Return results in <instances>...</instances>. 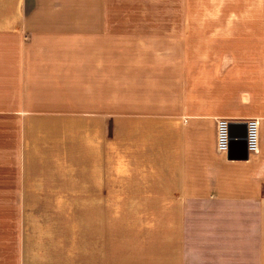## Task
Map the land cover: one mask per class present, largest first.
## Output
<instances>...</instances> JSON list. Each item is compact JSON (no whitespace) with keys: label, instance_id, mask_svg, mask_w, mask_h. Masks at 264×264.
Segmentation results:
<instances>
[{"label":"crops","instance_id":"crops-1","mask_svg":"<svg viewBox=\"0 0 264 264\" xmlns=\"http://www.w3.org/2000/svg\"><path fill=\"white\" fill-rule=\"evenodd\" d=\"M86 5L0 0V264H264V15ZM68 118L90 157L37 170Z\"/></svg>","mask_w":264,"mask_h":264},{"label":"rangeland","instance_id":"rangeland-1","mask_svg":"<svg viewBox=\"0 0 264 264\" xmlns=\"http://www.w3.org/2000/svg\"><path fill=\"white\" fill-rule=\"evenodd\" d=\"M73 6L74 0H67ZM87 5L84 7V13H89L90 0H86ZM85 3V0H84ZM110 13H131V14H163V15H243L254 16L264 15V0H109ZM41 119H36V163L41 162L58 163L66 161V166L60 168L39 167L37 170H43L44 173H75L74 160L79 157L76 153L79 142H82L83 158H88V148L91 141L90 130L87 131L85 120L79 121L75 119L63 120L62 127H65L66 138L65 144H61L63 152H53L57 142L43 145L42 137L38 134V128L43 126ZM78 126H83L82 140L78 135L75 137V130ZM49 148L50 152L46 150ZM59 158V159H58ZM57 159V161H55ZM46 160V161H45ZM52 166V165H51ZM50 169V171H49ZM90 168H84L83 173H90Z\"/></svg>","mask_w":264,"mask_h":264},{"label":"built area","instance_id":"built-area-1","mask_svg":"<svg viewBox=\"0 0 264 264\" xmlns=\"http://www.w3.org/2000/svg\"><path fill=\"white\" fill-rule=\"evenodd\" d=\"M231 133V121L221 118L216 123V150L218 153L226 154L230 151L233 140ZM247 147L250 153L258 154L260 152V123L257 119L248 120Z\"/></svg>","mask_w":264,"mask_h":264}]
</instances>
